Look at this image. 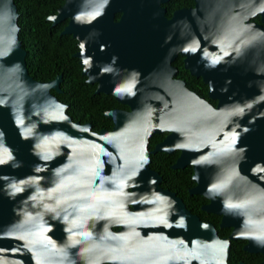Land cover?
<instances>
[{
    "label": "water",
    "instance_id": "water-1",
    "mask_svg": "<svg viewBox=\"0 0 264 264\" xmlns=\"http://www.w3.org/2000/svg\"><path fill=\"white\" fill-rule=\"evenodd\" d=\"M169 1L64 0L48 18L69 21L60 34L77 41L96 93L129 107L105 111L113 128L95 132L52 92L61 75H30L18 6L0 0V264H125L124 235L139 239L129 249L139 258L143 234L155 246L165 229L159 221L187 222L190 264H231L229 241L151 167V154L175 150V168L193 166L203 209L264 255V90L251 82L264 75V30L242 29L264 19V0H196L172 18ZM180 55L218 106L174 78Z\"/></svg>",
    "mask_w": 264,
    "mask_h": 264
},
{
    "label": "trees",
    "instance_id": "trees-1",
    "mask_svg": "<svg viewBox=\"0 0 264 264\" xmlns=\"http://www.w3.org/2000/svg\"><path fill=\"white\" fill-rule=\"evenodd\" d=\"M19 10L18 23L20 26L19 38L27 51V67L30 75L38 80L49 81L62 76L61 92L52 90L58 99L70 105L68 113L75 122L90 123L92 130H112L113 121L105 116V111L117 107L128 109L111 94L96 93L97 83H89L88 77L83 74L80 59L74 56L78 50V43L72 35H61L64 24L51 26L47 17L55 13L56 7L63 0H15ZM196 0H172L169 13L172 16L176 8L192 7ZM118 20L121 15L117 16ZM204 95L208 90L202 91ZM156 136L155 139H161ZM154 144L150 147L153 149ZM166 155L158 153L151 156V166ZM159 157V159H158ZM158 159V160H157ZM165 160V159H164ZM174 157L167 161L172 163ZM163 161V160H162ZM192 174V169H191ZM193 182L192 184H194ZM192 210L197 212L204 221H211L218 225V215L201 209V205L209 200L197 194Z\"/></svg>",
    "mask_w": 264,
    "mask_h": 264
},
{
    "label": "flooded vegetation",
    "instance_id": "flooded-vegetation-1",
    "mask_svg": "<svg viewBox=\"0 0 264 264\" xmlns=\"http://www.w3.org/2000/svg\"><path fill=\"white\" fill-rule=\"evenodd\" d=\"M63 3H64V0L59 6L56 7L55 13L47 17L46 19L47 21L49 17L56 14L57 9L60 8L63 5ZM170 4H172V0L162 5V7H165L166 16L169 18H172L175 12H177V10L182 9V8H188V7L176 8L172 16H169L167 15V13H169ZM118 15H121V14H118ZM68 23H69L68 20H64L62 22L55 24L53 27H57L61 24H64V27H66ZM242 24H243L242 29L245 32L248 31L251 37L256 36L258 29L264 30V19L261 14H255L253 17L249 18L248 20H243ZM51 26H52V22H51ZM229 34H231V32H229ZM173 63L175 66V70H177V73L174 75L175 79L185 81L186 85L191 90L195 91L202 97L209 100L213 105L218 106L219 101L215 100L214 98H211L210 86L205 82L204 78L202 77L199 78L197 76H194L193 73L191 72L193 70L187 68L185 56L180 55L179 57L176 58V60ZM213 71H219V70H213ZM249 71L256 72L257 71L256 66H253L252 68H250ZM260 71H264V70L261 69ZM251 82L253 86H259L262 90H264V75L257 77L256 73L253 72ZM204 90H208L207 95H204L202 93V91ZM117 108H120V107H117ZM156 136H162V138L155 139ZM166 136H167V133L153 136L149 142V150L152 152L155 149L156 145L162 142ZM152 144H154V147L153 149H150ZM157 154L158 153L151 154V156L152 155L156 156ZM163 154H165L166 156L160 159V161L153 164V166H151L154 170L158 171L159 175L162 177L161 186L164 189H170L178 197H180L183 200L185 207L189 209L192 213L198 215L201 218L202 222L212 223L211 221L202 220V217L200 216V214L192 210L194 202L196 200L195 195H197V194H193L191 191L192 188L196 185V182L193 178V175H194L193 166L186 165L184 167H179V168L174 167V165L177 163L181 155V150H175L171 154H166V153H163ZM172 157H174L173 162L172 163L167 162L171 160ZM191 169H192V174L190 172ZM193 182L195 183L192 184ZM208 202H205L201 205L202 210H204L203 205L207 204ZM218 220H219L218 225H215L214 223L212 224H214L215 227L217 228L219 237L221 239L229 241L230 243L229 262L231 264H262L264 262L263 254L253 253V252H249L248 250H246V246L249 244L248 240H242V239L232 240L231 239L233 232H234V227H221V224L223 221V214L218 215ZM158 224H163L162 226H164L165 229L163 231H160L157 234L156 240L154 239L155 246H152L153 245L152 243L154 241L153 239L150 238V234L147 235L146 233H144L143 238H140L141 243H143L145 245L144 247H147V248L145 252H142L140 254L139 258L138 257L130 258L131 252L129 251L131 246L134 247V244H135L134 241L139 240V239H136V237H131L127 235V233L126 235H124L123 242H124V246L126 249L125 264H190L189 244L187 243L186 234H184V231L182 229L183 226L185 227V229L187 228V222L186 221L182 222L180 227L177 226V223L173 225V224L163 223L162 221L161 222L159 221ZM169 225L171 229L167 228L169 227ZM114 231H119V228L114 229Z\"/></svg>",
    "mask_w": 264,
    "mask_h": 264
},
{
    "label": "snow or ice",
    "instance_id": "snow-or-ice-1",
    "mask_svg": "<svg viewBox=\"0 0 264 264\" xmlns=\"http://www.w3.org/2000/svg\"><path fill=\"white\" fill-rule=\"evenodd\" d=\"M85 63H87V61H85Z\"/></svg>",
    "mask_w": 264,
    "mask_h": 264
}]
</instances>
